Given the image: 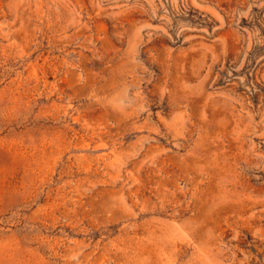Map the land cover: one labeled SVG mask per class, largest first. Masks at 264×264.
Instances as JSON below:
<instances>
[{
    "label": "rangeland",
    "instance_id": "374dc122",
    "mask_svg": "<svg viewBox=\"0 0 264 264\" xmlns=\"http://www.w3.org/2000/svg\"><path fill=\"white\" fill-rule=\"evenodd\" d=\"M0 264H264V0H0Z\"/></svg>",
    "mask_w": 264,
    "mask_h": 264
}]
</instances>
